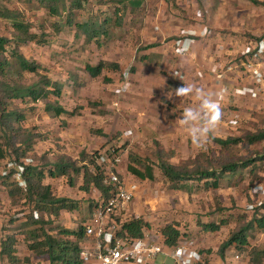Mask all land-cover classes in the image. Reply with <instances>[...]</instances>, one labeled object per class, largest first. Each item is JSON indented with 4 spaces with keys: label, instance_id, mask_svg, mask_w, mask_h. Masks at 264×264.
Wrapping results in <instances>:
<instances>
[{
    "label": "rangeland",
    "instance_id": "374dc122",
    "mask_svg": "<svg viewBox=\"0 0 264 264\" xmlns=\"http://www.w3.org/2000/svg\"><path fill=\"white\" fill-rule=\"evenodd\" d=\"M87 1L89 3L86 13L80 14L78 21L93 17L96 19L101 16L100 10L106 9L97 5L99 0ZM115 1H125L126 4L128 1H139L141 5L135 10L130 7L124 11L123 27L115 30L112 40L101 47L95 42L87 43L77 28L71 30L65 26L57 32L54 25L58 21L63 23V20L51 17L45 8L39 5L38 0H0V9H9L21 14L24 20L34 27V31L42 33L43 38L47 36L46 46L29 43L21 49V53L40 66L41 76H47L52 82L62 84L64 92L60 104L69 111H77L75 117L53 118L46 114L42 104L26 106L18 101L14 102L11 110L35 108L34 111L26 112L27 121L22 124L23 129L37 135L30 157L39 165H42L44 156H48L51 162L56 161L58 156H66L70 161L77 162L96 152L106 154L108 150L115 152L117 148H121L122 179L140 184L127 170L129 154L147 158L156 165L159 160L158 151H163L167 163L184 166L209 153L214 154L215 160L219 161L230 158L246 159L252 153L263 152L264 142L254 146L241 143L230 153L220 149L216 143V140L241 138L263 131L264 96L254 101L239 94L237 89L243 85L239 71L229 77L235 88L231 99L234 105L224 109L222 114L227 122L236 112H242L244 120L238 128L227 125L216 127L206 145L196 148L179 123L182 109L194 106L197 102L194 96L180 99L173 96L169 99L168 93L171 95V91L182 87L183 83L202 88L209 93L211 89L203 71L193 63H177L176 66L186 75V79L181 81L174 77V68H169L166 58L154 51V47L159 43L154 31V19L159 8L166 10L165 30L170 39L175 38L180 29L198 27V22L193 16L194 10L187 7L186 0H171L167 4L161 0ZM210 1L213 6L212 14L205 23L213 33L218 34L216 39H232L234 44L244 47L252 40L264 37V0ZM12 32V22L0 19V35L11 38ZM213 40L216 45L218 40ZM239 57H232L231 63L237 64ZM222 58L224 56L218 61H222ZM100 63L106 66L102 76L92 78L86 71L87 65L97 67ZM111 65H117L118 69ZM18 71L16 66L10 70L9 80L13 83L32 85L39 81V76L35 74L25 72L20 76ZM126 81L130 83V92L118 98L119 107L116 108L113 105L117 98L116 91ZM8 163L9 161L0 160V181ZM262 177L264 178L263 173ZM260 179L261 176H254L250 180H236L231 185L227 181L216 191L195 189L186 192L187 190H172L157 171L155 181L148 182L152 187L161 189L158 197L152 196L153 206L157 205L161 213H164L163 221L156 225L161 228L166 222L173 221L179 225L182 233H189L185 235L192 239L191 234L197 228L202 231V224L227 223L217 233L202 232L206 244L211 245L210 249H200L205 254L204 257H207V252L212 253L214 246L220 248L231 232L236 230L235 219L238 216L251 218L252 213L246 212V207L257 203L258 197L251 194L250 189L254 183L261 182ZM78 182L81 184V180ZM46 183L52 185L55 193L58 192L56 195H64L63 198H66L70 191L80 192L79 188L72 186L66 179L53 178L48 179ZM87 198L89 203L95 202L93 198ZM25 207L23 202L10 200L7 192L0 189V220L13 225L12 219L17 215L21 220L26 219ZM147 207L151 206L146 205L145 209ZM76 216L62 213L60 219L55 222L76 227L80 222V219H75Z\"/></svg>",
    "mask_w": 264,
    "mask_h": 264
},
{
    "label": "trees",
    "instance_id": "16d2710c",
    "mask_svg": "<svg viewBox=\"0 0 264 264\" xmlns=\"http://www.w3.org/2000/svg\"><path fill=\"white\" fill-rule=\"evenodd\" d=\"M23 1V0H18ZM47 13L54 18L63 20L54 25L57 32L65 26L79 32L86 38V42H95L103 47L108 44L114 35L115 30L124 25L125 12L128 8L137 9L141 3L139 1H115L99 0L97 5L106 7L100 10L101 16L85 21H78L80 14L86 13L87 0H38ZM33 2V0H29ZM69 2V3H68ZM67 3L69 5H67ZM109 8V9H108ZM114 8L112 11L111 9ZM65 15V17H64ZM0 19L12 22L11 38L0 35V160L20 161L31 156L34 150V143L37 135L31 131L23 129L22 124L27 121L26 112L31 109L11 110L14 102L18 101L22 105L35 106L42 104L47 115L53 118L75 117L77 111H69L60 104L63 96V87L59 82H52L47 76L40 75V66L27 59L21 49L29 43H36L39 46L48 44L47 36L34 31V27L26 22L23 16L9 9H0ZM63 24V26H61ZM78 36V35H77ZM16 66L19 68L18 75L32 73L39 76V81L32 85H22L9 80L10 70ZM111 67L118 69L117 65ZM104 63L97 67L87 65L86 71L92 78L102 76ZM264 142V130L256 134H248L241 138H230L227 140H216L220 149H225L230 153L239 144L254 146ZM121 148L115 150V154L120 156ZM110 150L106 152L109 154ZM105 154L96 152L92 156H84L85 164L70 161L66 156H58L56 161L51 162L48 156L42 158V165L28 166L25 168L24 178L27 187L20 188L17 183L11 181V175L3 176L2 186L5 188L9 198L26 206L24 215L27 216L24 223L18 227L21 229L30 252L39 258H44L50 264H84L81 259L82 242L85 239L84 226L77 230H69L62 226H56L55 220L60 219L64 212H73L79 209V204L67 198H57L53 192L51 184L46 183L48 179H66L70 184L82 176V191L89 194L92 189H98L103 200L107 203L115 194V189L103 184L104 173L96 168L95 160ZM163 151H158V162L156 165L147 158H141L132 154L128 156V172L141 181L153 182L156 179L157 171L167 182L172 190H189L188 183L193 182L197 190L216 191L221 189L227 181L233 184L236 180L252 179L262 177L264 151L252 153L246 159H217L215 155L209 153L199 156L193 163L184 166H175L167 163L163 157ZM48 158V159H47ZM212 160V162H211ZM190 191V190H189ZM104 203V202H102ZM99 204H90L91 216L95 213ZM38 213L39 219H35ZM250 219L237 217L235 219L237 227L234 229L227 241L220 247L218 253L221 257L234 248L240 255H245L250 264H264V246H253L254 235L264 231V207L256 209ZM19 216V215H17ZM13 224L18 217L12 219ZM222 221V220H221ZM225 222H210L202 225V229L208 233L221 231ZM150 225L143 220H131L121 224L118 236L126 241L144 238L145 229ZM164 245L169 249L178 248L184 239H189L188 235L182 233L179 225L175 222L167 223L161 228ZM17 233V234H19ZM17 234L8 235L1 241V257L8 264H20L21 259L17 255V245L19 240ZM202 255V253L200 251Z\"/></svg>",
    "mask_w": 264,
    "mask_h": 264
},
{
    "label": "built area",
    "instance_id": "2783aa9c",
    "mask_svg": "<svg viewBox=\"0 0 264 264\" xmlns=\"http://www.w3.org/2000/svg\"><path fill=\"white\" fill-rule=\"evenodd\" d=\"M170 1L161 0L164 4ZM186 5L190 10H197L193 16L201 28L200 34L180 29L177 33L178 35L170 39L167 37L165 30L167 22L166 10L162 7L159 8L154 19V31L159 42L154 47V51L166 58L169 68H174V77L179 80L180 78L182 80L186 79V75L176 66L177 63H181V65L193 63L198 69L200 68L210 85L211 93H220L222 114L224 109L231 108L234 105L231 99L235 88L229 77L237 73V71L241 73V79H243V85L237 89V92L254 101L263 97L264 37L252 40L244 47H239L232 41L221 44L215 43L216 45H214L210 29L205 23L212 14L213 6L211 1L186 0ZM188 42L192 43L189 44ZM186 44L188 45V51L184 55L178 54L177 50L184 48ZM210 51L211 53H209ZM236 55L240 56L239 61L237 64H232L231 59ZM223 56V60L221 61L220 59L218 61ZM129 92L130 83L126 81L118 87L116 91L117 98L113 101V105L118 108V98L127 95ZM243 117L242 112H236L235 116L230 117L226 122V118L222 116L216 127L227 125L231 128H238L244 120ZM204 122L211 123L207 119ZM95 164V167L104 173L103 184L115 189V194L106 203L103 200L102 193L99 192V197L95 200L99 206L96 207L95 213L84 225L85 239L95 241V245L93 251L82 249L81 259L84 264H154L165 253L166 247L162 235L158 236L159 241L156 238L152 240L148 234H145L142 239L129 241L118 236L121 224L125 222V220L123 221L120 218V213L133 204L137 198L136 184H128L121 177V157L110 151L109 154L97 158ZM38 165L31 157L24 158L20 162L9 161L3 176L11 175L18 186L25 189L27 187L24 178L25 168ZM257 185L262 186L261 190L253 191ZM250 191L251 194L258 197L257 203L247 207L248 212H254L256 209L264 207V182L254 183ZM157 193L156 196L158 197L160 193ZM145 201H147V204L152 203V195H145ZM34 216L35 219H39L38 213H35ZM150 230L155 232L156 235L161 234V229L157 225H151ZM193 253L195 255H192ZM170 257L173 264H206L204 255L192 247L191 243L182 244L172 250Z\"/></svg>",
    "mask_w": 264,
    "mask_h": 264
},
{
    "label": "crops",
    "instance_id": "0c3cea01",
    "mask_svg": "<svg viewBox=\"0 0 264 264\" xmlns=\"http://www.w3.org/2000/svg\"><path fill=\"white\" fill-rule=\"evenodd\" d=\"M196 12H197V10H194V13H196ZM208 19H207V21H208ZM189 30L191 32H196L197 34L201 33V28L199 26L195 27V28L194 27L190 28ZM209 31L211 34V38L215 39L217 41L218 39H216L215 36L218 34L213 33L212 29H210ZM227 41H232V39H228V40H224V41L219 39L216 44L226 43ZM77 162L79 165L85 164L83 161H81V159H79V161H77ZM1 176L3 177V175H1ZM79 180H81V184H79V182H78ZM11 181L15 182L14 179L12 178V176H11ZM139 181H140L139 183L141 185L136 184V186H137V198L135 199L133 204L126 207L124 209V211H122L120 213V218L123 221L125 220V222L131 221V220H143L145 223L149 224L151 227V225H156V224H159L160 222L163 221L164 216H162V215L164 213H161V209L157 205L153 206L154 204L152 201H151L152 203L147 204V201H145V195H152V196L155 195L156 196L158 194L157 192H159V193L161 192V189L157 188V186L152 187L151 184L148 183L149 181H141V180H139ZM126 182L128 184L130 183V181H128V180H126ZM259 183H262V182H259ZM82 185H83V177L80 176L76 180V182L72 185L74 187L76 186V188H79L80 192H71L70 191L67 195L65 194L67 196L66 197L67 199H70L72 201H76L78 204H80L79 209H77L76 211H73V212H64L63 213V215L65 213L76 214L77 216L75 219L76 220L80 219L79 224L76 227H68L67 225H62L61 223L56 222V226L60 225V226L66 228V229H69V230H77L81 225L84 226L86 221L91 216V211H90V204L91 203H89V201L87 200L88 199L87 197L93 198L94 200H97V198L99 197L100 191L98 189L94 188L91 190V192L89 194H86L80 188ZM188 186H189L188 189L190 191H192V190L195 191L196 185L193 182L188 183ZM0 189H3L4 191H6L5 188L2 186L1 181H0ZM189 190H187L186 192H188ZM53 192L57 198H63V196H64L61 193L56 195L58 192L55 193L54 188H53ZM9 199L12 200L11 198H9ZM146 205L151 206V207L146 208L147 211H145ZM247 207H246V212H248ZM16 217H18V220L13 225H8L7 224L8 221L0 220V231H1L0 232V264H8L7 261L3 260L1 257V241H2V239H4L8 235H14V234L21 232V229L17 230V227H19L25 221V219L21 220L19 216H15L13 218H16ZM3 223H4V225H3ZM167 223H173V221H168L165 224H167ZM163 226L164 225H162V227ZM150 227L145 229L144 234H148L152 238V240H154L156 238L159 241L160 239L158 238V236L159 235L161 236V234L159 233L158 235H156L155 232L150 230ZM199 232L200 231L197 228V230H195L191 234L192 239H184L182 241V244L191 243L192 247L196 248L198 251H200L201 248L210 249L211 245H207L206 244L207 241L205 240V236H202V232L203 233H208V232H205L203 229L200 232L201 234ZM185 234H189V233H185ZM16 237L19 240V243L17 245V255L21 259L20 264H50L48 260H46L44 258L35 257L30 252V250L28 249L27 243L24 241L23 235H20V233H19V234H17ZM251 240H252L253 246H264V231L259 233V234L254 235ZM94 245H95V241H93V240L84 239L82 242V248L83 249H90L91 251H93ZM217 247L214 246L211 249L212 253H210V254H209V252L206 253V256H207V257H205L206 258L205 259L206 264H250L248 258L245 255H240L239 253H237V251L234 248H230L225 253V256L221 257L220 254L218 253L220 248H217ZM171 252H172V249L166 248L165 253L161 257H159V259L154 264H173L172 259L170 257ZM204 256H205V254H204Z\"/></svg>",
    "mask_w": 264,
    "mask_h": 264
},
{
    "label": "clouds",
    "instance_id": "9594fccd",
    "mask_svg": "<svg viewBox=\"0 0 264 264\" xmlns=\"http://www.w3.org/2000/svg\"><path fill=\"white\" fill-rule=\"evenodd\" d=\"M177 51L178 54L184 55L188 51V45L186 44L184 48ZM180 80L182 81V78ZM173 96L179 99L194 96L197 103L182 109L179 123L183 126L191 144L196 148H203L222 118L220 93H209L202 88H195L191 84L185 85L183 83L182 87L171 91V95L168 93L169 99ZM206 119L210 120L211 123H205ZM261 188V185H257L253 191H259Z\"/></svg>",
    "mask_w": 264,
    "mask_h": 264
}]
</instances>
